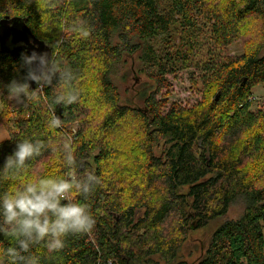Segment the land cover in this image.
<instances>
[{"label": "trees", "instance_id": "obj_1", "mask_svg": "<svg viewBox=\"0 0 264 264\" xmlns=\"http://www.w3.org/2000/svg\"><path fill=\"white\" fill-rule=\"evenodd\" d=\"M195 14L207 22L201 57ZM6 16L23 19L50 48L49 64L71 70L73 79L68 85L53 77L43 89L36 82L34 101L12 99L7 86L27 82L31 66L25 54L12 59L0 51V126L8 134L0 141V169L18 140L46 145L24 174L0 177V192L26 179L64 175L63 155L61 173L45 169L71 136L75 175L97 178L86 197L69 194L87 206L92 229L67 235L59 251L41 242L24 255L39 264H188L178 253L189 230L220 220L194 264H264V113L251 111L249 101L253 87L264 84V0H0V19ZM250 19L257 24L247 49L228 56ZM176 28L187 36L174 57L164 45ZM134 54L153 83L141 95L143 108L122 103L113 80ZM175 61L199 67L201 103L166 108L167 100L158 98ZM69 86L78 99L60 104L61 127L49 130L54 98ZM74 122L79 126L72 132ZM233 204L242 210L229 218ZM13 245L0 233V253Z\"/></svg>", "mask_w": 264, "mask_h": 264}, {"label": "clouds", "instance_id": "obj_2", "mask_svg": "<svg viewBox=\"0 0 264 264\" xmlns=\"http://www.w3.org/2000/svg\"><path fill=\"white\" fill-rule=\"evenodd\" d=\"M82 35L87 36V31H83ZM23 59L26 65L39 59V74L31 69L27 74V79L36 81L39 89L47 86L53 77L71 84V70L49 64L45 57L37 58L35 54ZM7 93L8 97L16 100L25 98L34 101L37 98L36 90H30L27 82H11ZM54 99L57 104H72L78 99V93L69 86ZM46 127L49 130L61 127L60 118L53 114ZM45 147L43 141L18 140L13 153L7 156L0 169V177L7 179L24 174L27 162L39 156ZM62 147L63 160L69 169L64 175L26 179L11 191L0 192V233L14 241L13 246L4 248L0 253L4 258L0 264H39L37 257L24 255L33 245L44 242L50 251H59L64 247L67 235L86 233L92 229L95 221L87 206L74 201L69 194L75 191L86 197L93 190L97 178L92 174L77 178L72 170L75 156L70 139Z\"/></svg>", "mask_w": 264, "mask_h": 264}, {"label": "rangeland", "instance_id": "obj_3", "mask_svg": "<svg viewBox=\"0 0 264 264\" xmlns=\"http://www.w3.org/2000/svg\"><path fill=\"white\" fill-rule=\"evenodd\" d=\"M195 21L196 25L193 31L195 37L197 38L196 43L198 45L197 47L200 51L199 55L201 57L204 53L203 51L209 43L208 31L206 29L207 22L204 16L201 14H195ZM254 24H257V22L250 19L249 24L243 29L242 38L227 48L228 56L237 57L245 52L249 44L247 41L251 40L249 35L256 33L253 27ZM186 36L187 33L179 28L172 30L170 38L171 44L168 45L166 42L164 49H169L170 53L175 57V48H182V41ZM158 44L159 43L156 42L155 45L158 46ZM124 60V64H120L117 67L118 72L113 78L115 84L118 86L121 95V101L122 103H129L139 108H143V100L140 99L142 98L141 95L143 91L149 88L150 85H153V83L150 82V78L146 75V73L141 71L138 65L137 54L125 57ZM175 62L176 65H173V68L176 67L174 73L165 75V79L168 82V88L162 89L158 94V98H164L167 100L166 108H169L173 103L179 104L183 107H192L201 103L203 100V81L201 79L202 75L199 67L195 66L194 64L179 65L178 61ZM251 91L252 95L249 100L251 104L250 110L253 112L264 113V84H259L253 87ZM149 92L150 91L148 90V93ZM1 109L2 104L0 94V110ZM15 118V113H11L7 117L8 126L13 127ZM262 125L264 134V119L262 120ZM78 126L79 123L74 122L72 125V132L76 131ZM72 134L69 133V136ZM7 137V130L3 126H0V141L7 139ZM62 139V137H58V140L61 142V144ZM69 139L72 142L73 137L71 136ZM65 141L66 140H64V142ZM56 152L57 157L54 158V162L52 163L51 167L45 169V173H61V168L64 164L63 162H60L58 158L60 155L62 156L63 150L59 147ZM154 152L156 155H158L160 153V148H154ZM60 163H62V165H60ZM241 210L242 208L240 204H233L229 207L227 216L229 218H236L241 213ZM219 222L220 220L211 222L203 228L189 230L187 240L183 243L178 253L179 259L186 261L188 264H194V262L197 261L199 257H201L202 253L207 247L210 236ZM154 258L157 260V257Z\"/></svg>", "mask_w": 264, "mask_h": 264}, {"label": "water", "instance_id": "obj_4", "mask_svg": "<svg viewBox=\"0 0 264 264\" xmlns=\"http://www.w3.org/2000/svg\"><path fill=\"white\" fill-rule=\"evenodd\" d=\"M26 34H31L29 28L25 25L23 19L19 17H4L0 19V51L7 53L10 55L12 59H15L20 51H26L27 56H32L35 54L37 58L45 57L48 62L50 61L51 57V50L50 48L42 41L35 38L32 34V43H29ZM12 35V42H23V45L20 47H16L13 49H8L5 46V40L7 37ZM31 70L36 71L39 74L41 69L39 59H36L32 62ZM27 83L29 84L30 90H33L36 84V81L28 80ZM217 95L215 101L217 100ZM55 116H58L61 120V107L60 104H57L54 108Z\"/></svg>", "mask_w": 264, "mask_h": 264}, {"label": "flooded vegetation", "instance_id": "obj_5", "mask_svg": "<svg viewBox=\"0 0 264 264\" xmlns=\"http://www.w3.org/2000/svg\"><path fill=\"white\" fill-rule=\"evenodd\" d=\"M31 32V31H30ZM32 34V33H31ZM31 34H26V36H27V39H28V41H29V43H32V37H31ZM33 35V34H32ZM36 38V37H35ZM23 45V42H16V43H13L12 42V35L11 36H9V37H7L6 38V40H5V46L8 48V49H13V48H16V47H20V46H22ZM4 53V52H3ZM5 54H7V53H5ZM20 54H25L26 56H27V53H26V51L24 50V51H20L19 52V55ZM9 57H10V55L9 54H7ZM11 58V57H10Z\"/></svg>", "mask_w": 264, "mask_h": 264}, {"label": "built area", "instance_id": "obj_6", "mask_svg": "<svg viewBox=\"0 0 264 264\" xmlns=\"http://www.w3.org/2000/svg\"><path fill=\"white\" fill-rule=\"evenodd\" d=\"M250 100V99H249Z\"/></svg>", "mask_w": 264, "mask_h": 264}]
</instances>
